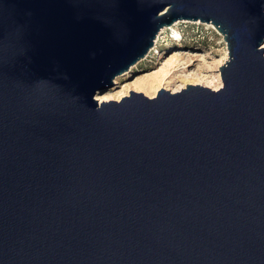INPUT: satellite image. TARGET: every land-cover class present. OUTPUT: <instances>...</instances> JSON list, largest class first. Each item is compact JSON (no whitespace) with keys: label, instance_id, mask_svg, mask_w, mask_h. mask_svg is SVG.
I'll use <instances>...</instances> for the list:
<instances>
[{"label":"water","instance_id":"1","mask_svg":"<svg viewBox=\"0 0 264 264\" xmlns=\"http://www.w3.org/2000/svg\"><path fill=\"white\" fill-rule=\"evenodd\" d=\"M181 19L219 88L97 100ZM263 42L264 0H0V264H264Z\"/></svg>","mask_w":264,"mask_h":264},{"label":"rangeland","instance_id":"2","mask_svg":"<svg viewBox=\"0 0 264 264\" xmlns=\"http://www.w3.org/2000/svg\"><path fill=\"white\" fill-rule=\"evenodd\" d=\"M171 25L157 39L160 30L166 27L163 26L149 51L127 70L116 75L111 88L95 97L104 95L107 100H112L116 95H128L129 90L136 91L132 86L136 79L145 74L155 75L166 68L170 73V82L168 88L164 89L171 92L189 84L219 88L222 85L219 66L228 59L223 34L212 23L199 19H181ZM176 33H179V38L175 36ZM260 47H264V42Z\"/></svg>","mask_w":264,"mask_h":264},{"label":"bare ground","instance_id":"3","mask_svg":"<svg viewBox=\"0 0 264 264\" xmlns=\"http://www.w3.org/2000/svg\"><path fill=\"white\" fill-rule=\"evenodd\" d=\"M165 28H170V26H166V27L162 28L160 30V32L158 33V35L156 36L157 39H158L159 34H161ZM175 36H177V38H179V33H176ZM157 39H155V42L157 41ZM169 75H170V73H169L167 68L161 69L155 75L145 74L144 76L139 77L138 79H136L133 82L132 86L134 87V89L136 91H142L146 95L153 97L157 93V90H159V88H168L167 85L170 82V80L168 79ZM121 96L122 95H116L113 98L118 100L121 98ZM107 99L108 98L104 97V95L97 97L98 101H103V100H107Z\"/></svg>","mask_w":264,"mask_h":264}]
</instances>
